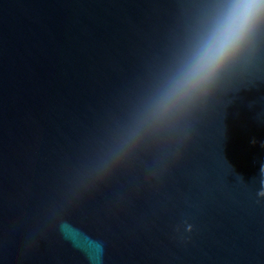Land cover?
Segmentation results:
<instances>
[{
	"label": "water",
	"instance_id": "water-1",
	"mask_svg": "<svg viewBox=\"0 0 264 264\" xmlns=\"http://www.w3.org/2000/svg\"><path fill=\"white\" fill-rule=\"evenodd\" d=\"M228 2L0 0V264H264V20L207 96L148 110Z\"/></svg>",
	"mask_w": 264,
	"mask_h": 264
},
{
	"label": "clouds",
	"instance_id": "clouds-1",
	"mask_svg": "<svg viewBox=\"0 0 264 264\" xmlns=\"http://www.w3.org/2000/svg\"><path fill=\"white\" fill-rule=\"evenodd\" d=\"M262 20L264 0H229L219 7L174 53L149 98L148 110L154 116L167 117L207 96L220 73L249 45ZM260 172L258 196L264 197V164Z\"/></svg>",
	"mask_w": 264,
	"mask_h": 264
}]
</instances>
